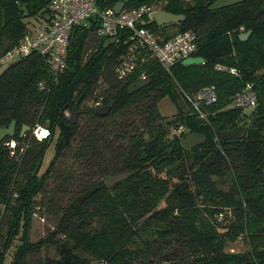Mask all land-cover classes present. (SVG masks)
I'll return each instance as SVG.
<instances>
[{
  "label": "trees",
  "instance_id": "16d2710c",
  "mask_svg": "<svg viewBox=\"0 0 264 264\" xmlns=\"http://www.w3.org/2000/svg\"><path fill=\"white\" fill-rule=\"evenodd\" d=\"M157 1L160 10L185 19L161 27L149 20L145 28L167 39L192 31L198 47L193 57L202 58L203 64L180 62L166 71L151 61L121 82L115 67L131 33L120 30L118 43L104 48L108 40L97 38L93 24L72 30L67 66L57 78L37 53L1 71L0 128L12 121L16 128L13 137L0 143V264L6 258L9 264H89L87 256L104 264H264V0H242L218 9L211 7L215 0H99L98 5L113 8L123 2L126 8H139ZM49 3L0 0V56L21 39L25 19L47 13ZM242 28V33L250 32L244 42L238 33ZM167 29L173 30L167 34ZM216 65L234 67L238 76L221 73ZM141 73L148 85L128 94ZM209 83L216 89L217 102L206 108L202 120L181 91ZM246 84L253 85L257 105L243 119L241 111L223 108L227 97ZM164 96L177 110L172 118L176 121L165 124L157 107ZM98 101L100 106L95 107ZM74 104L77 121L70 125L65 142L60 123L68 124L65 112L70 113ZM110 104L106 115L95 113ZM45 125L49 137L36 140L32 129ZM172 125L187 132L168 140ZM23 126L30 130L20 136ZM237 128L246 131L240 140H219L222 132ZM187 133L205 135L206 141L185 150L181 138ZM52 143L54 155L39 175ZM212 154L215 158L206 165ZM125 171L136 173L111 187L105 184L104 177ZM137 185L140 198L130 202L125 196ZM93 188L95 193L78 210L69 200L62 206L65 197L75 198ZM107 191L113 193L109 199L104 198ZM14 193L18 203L10 205ZM205 201L215 204L208 213L216 218L224 212L220 204L233 208L225 229L236 237L243 232L245 254L222 252L223 242L198 216L199 203ZM134 212L147 215L143 221L147 226L140 228L143 222L135 226ZM33 214L50 216L54 223L52 231L35 243L27 237ZM152 224L160 228L154 231ZM50 246L56 258L40 260L39 252Z\"/></svg>",
  "mask_w": 264,
  "mask_h": 264
},
{
  "label": "built area",
  "instance_id": "2783aa9c",
  "mask_svg": "<svg viewBox=\"0 0 264 264\" xmlns=\"http://www.w3.org/2000/svg\"><path fill=\"white\" fill-rule=\"evenodd\" d=\"M98 3L99 0H50L48 11L42 15L38 27L26 23L25 33L18 43L0 56V71L17 60L37 53L46 59L50 71L57 78L67 66L66 56L72 30L92 27L93 24L96 26L95 35L98 39H115V43H118L116 36L120 30H128L131 33L122 43L127 50L118 59L115 67L116 77L121 82L126 81L139 67L151 61L169 71L177 63L192 58L198 50L192 31L178 33L167 39L160 32L145 28L148 21L152 20L151 14L160 10L161 1L139 8L124 6L118 14L113 8L100 7ZM228 73L238 76L235 68H231ZM138 79V82L145 81L146 74L141 73ZM183 96L202 120L207 117L206 108L217 102V93L213 85ZM230 98L232 109L241 111L244 116H249L257 105L252 84H246ZM94 106H100V102H95ZM69 114L65 112V117L68 118ZM49 132L45 125L34 127L31 133L36 140L42 141L49 137ZM173 132L176 136L182 135L184 127L180 126ZM227 215L230 216V213L225 211L219 213L217 220L222 221Z\"/></svg>",
  "mask_w": 264,
  "mask_h": 264
},
{
  "label": "rangeland",
  "instance_id": "374dc122",
  "mask_svg": "<svg viewBox=\"0 0 264 264\" xmlns=\"http://www.w3.org/2000/svg\"><path fill=\"white\" fill-rule=\"evenodd\" d=\"M124 1H128V0H124ZM192 0H189L187 2H190ZM242 0H215L211 7L213 9H218L220 7H224V6H228V5H233L235 3H238ZM42 15L43 14H38L37 16H35V18H27L25 19V22L28 23V24H33L34 26L38 27L41 19H42ZM173 30V29H172ZM172 30L170 29H167V34H170L172 32ZM243 31V28L240 29V31L238 32L239 34H245V33H242ZM231 68H234V67H226V66H221V65H216L214 67L215 70L221 72V73H225V74H229V70ZM1 73V71H0ZM210 85H213L212 83H209V84H206V85H203V86H200L198 87L197 90L195 91H198L202 88H205L207 86H210ZM214 86V85H213ZM195 91H192V92H187V91H184L182 90V94H192L194 93ZM232 96V95H231ZM227 97L228 99V104L223 108V110L227 111H232V107H231V104H230V97ZM157 107H158V111H159V114L161 116L162 120L161 122L163 124L169 122V121H176V119H172L176 113H177V110H176V107L175 105L172 103V101L169 99L168 96H164L162 97L161 99H159L158 101V104H157ZM242 115L240 116V118H243L244 115L243 113H241ZM172 119V120H171ZM244 119V118H243ZM246 123V122H245ZM242 125V124H240ZM173 128L171 127L170 128V134L168 135L167 139L168 140H171V137L174 135V129H176L177 127H175L174 125H172ZM240 127V126H239ZM242 127V126H241ZM245 128V127H244ZM184 132H187V130L184 128ZM11 144H14V143H10L9 144V147L11 148L12 145ZM54 145L55 143H52L48 149L46 150V152L44 153L43 155V159L41 160V163L39 165V169H38V174H42L49 162L51 161L53 155H54ZM193 154V153H192ZM139 187L138 185L133 187L132 189H129L128 191V194L125 196L127 197V200L130 201V202H134V197L135 198H140L139 197ZM104 198L105 199H109L113 196V193L110 192V191H107L104 193ZM74 196H72V198H67L65 197L64 198V201L65 203L62 204V206H65L67 203H68V200L69 202L71 203L75 198H73ZM18 199H19V196L17 195V193H14L12 195V197L9 199V204L10 205H15L16 203H18ZM21 201H19L20 203ZM22 203V202H21ZM221 205V209L225 211V213H230V216L227 215V219H225V221L223 222H220L217 220L216 218V214H214L213 216H209V213H208V210L210 208H213L215 207V204L210 202V201H205V202H201L199 203V209L201 210V214H199L198 216L199 217H203V219L205 220L206 224L208 226H210L211 228H213V230H215V232L217 233V241H222L223 242V247H222V252L225 254V255H229V256H232V255H239V254H245L246 253V248L243 244V241H242V236H243V232H239L238 236L236 237L234 233L232 232H228L227 229H225L226 226H228L231 222H228L229 221V218H232V207H225L226 205H223V204H220ZM164 206V203H161L159 205V208H162ZM1 207V206H0ZM147 216V215H146ZM146 216L144 217L143 216H139V213L137 212H134L133 214V218H136V223H135V226L141 224ZM127 218H129V216L127 215ZM95 224H97L96 222H94ZM94 223H92V225H94ZM145 223V222H143ZM53 219L50 218V216H39L37 214H33L31 216V219L29 221V228H28V232H27V237H28V240L31 242V243H35L41 239H43L44 237H46L53 229ZM147 226V224H141L140 225V228L143 227V226ZM160 228V225L159 224H152L151 226V229L156 231ZM227 235V236H225ZM225 236V239L223 237ZM216 241V242H217ZM14 248L11 249V251H13ZM38 257L40 260H43V259H55L56 258V252H55V248L50 246V247H45L43 248L39 254H38ZM87 259L89 260V264H104L100 261H97L95 260L93 257L91 256H87ZM4 264H9V260L8 258L5 259V263Z\"/></svg>",
  "mask_w": 264,
  "mask_h": 264
},
{
  "label": "water",
  "instance_id": "95a60500",
  "mask_svg": "<svg viewBox=\"0 0 264 264\" xmlns=\"http://www.w3.org/2000/svg\"><path fill=\"white\" fill-rule=\"evenodd\" d=\"M138 1H143V0H138ZM123 7H124V3L118 2L114 5L113 10L116 14H118ZM151 18L156 23L157 26L161 27V26L178 24L180 22H183L185 19V16L184 15H175V14H171V13H168L166 11H163V10H158V11L153 12L151 14ZM249 35H250V32H247L245 34H241L239 36V39L242 42H244L248 38ZM114 43H115V39H110V40L105 42L104 48H107L108 46H111ZM203 62H204V60L202 58L192 57V58H187V59L183 60L181 62V65L182 66H194V65H201V64H203ZM148 83L149 82L147 80L134 83L128 87L127 92H128V94H131L135 91H138V90L144 88L145 86L148 85ZM110 109H111V104L96 109L95 113L98 116H104L109 112ZM77 113H78L77 104H74L71 111H70L69 117L67 119L68 124L60 123V131L63 135L65 142L68 141V138L70 135V125L76 124ZM15 128H16V122L15 121H12L7 128H0V143L7 137H13L15 134ZM29 130H30L29 127L23 126L22 130L20 132V136H23ZM245 133H246V131L244 129H241V128H237V129L231 130V131L222 132L219 136V140L220 141L240 140L245 135ZM205 141H206V136L199 134V133H187L181 138V144L185 150H192L198 146H201L205 143ZM211 158L214 159L215 156L212 154L208 158H206L204 161L206 165L210 164ZM135 173H136L135 171H125V172L119 173V174L114 175V176H106V177H104L103 180L108 187H111L115 184H118V183L126 180L130 176H133ZM95 191H96V188H93V189L88 190V191L78 195L77 197H75V199L71 203L72 207L75 210H78L81 207V205L89 197H91L95 193Z\"/></svg>",
  "mask_w": 264,
  "mask_h": 264
},
{
  "label": "snow or ice",
  "instance_id": "6c2138e0",
  "mask_svg": "<svg viewBox=\"0 0 264 264\" xmlns=\"http://www.w3.org/2000/svg\"><path fill=\"white\" fill-rule=\"evenodd\" d=\"M44 135H47V133H44Z\"/></svg>",
  "mask_w": 264,
  "mask_h": 264
}]
</instances>
